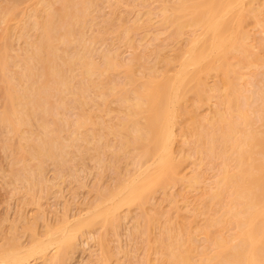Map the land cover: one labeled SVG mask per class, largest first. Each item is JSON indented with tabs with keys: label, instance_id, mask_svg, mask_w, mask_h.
<instances>
[{
	"label": "rangeland",
	"instance_id": "rangeland-1",
	"mask_svg": "<svg viewBox=\"0 0 264 264\" xmlns=\"http://www.w3.org/2000/svg\"><path fill=\"white\" fill-rule=\"evenodd\" d=\"M59 1L0 0V15L6 8L12 10L6 21L0 19V53L14 58L9 59L8 71L3 79L9 78L23 64L25 49L30 47L29 42L34 41L38 32L37 26L32 23L34 15L41 20L47 2L58 5ZM174 1L85 0L86 9L81 13L80 21L69 26L72 31L67 37L72 39L80 36L82 43L91 50L86 55L93 61H101L103 54L113 58L109 72L103 71L98 77L96 74L91 75V78L102 79L111 87L105 97L98 96L93 88H88L84 94L87 102L83 106L77 102L72 106L75 102L72 104L69 98H65L66 103L71 105L65 110L60 109L64 112L61 116L70 119L69 124H65L60 131L64 149L55 150V153H60L58 159L42 158L43 174L33 180L36 185L31 190H28L26 181L16 180L11 172L22 173L18 157H24V165L28 168L38 163V159L29 157L24 150H16L18 143L30 146L32 137L20 138L18 133L7 131L0 123V245L12 238L21 245H28L33 238L44 237L47 227L85 214L99 200L100 194H104L119 180L127 178L139 160H145V157H140L141 144L135 143L132 138L126 147L127 152L118 149L120 136L112 130H118L120 120L124 118L122 104L125 103L118 100L116 93L123 87L131 96L132 88L142 85L148 77L161 79L172 74L192 33L200 36V29L194 25L184 26L175 33L173 26L160 24L162 6L170 7ZM241 2L244 6L241 21L236 23L233 15L230 17L235 25L236 43H241L246 52L229 50L220 60L209 62L216 68H205L200 72L201 80L207 86H216L222 94L228 90V85L222 81L223 71L229 68L236 73L227 71L226 77L236 88L242 87L248 91L254 88L253 91H256L264 83V31H260L249 11L252 7L264 9V0L249 4L248 0ZM260 17L263 18V15ZM125 28L126 35L123 33ZM62 31V28L59 29L57 38L53 40L58 51L64 47L65 39L59 35ZM68 49L71 51V47ZM76 49H80L77 43ZM76 65H73L75 70L70 79V90L73 91L85 85ZM125 65L131 67L128 81L124 76ZM196 81L185 84L183 98L179 99L174 114L175 136L171 150L174 160L180 165L173 179L162 187L153 188L142 203L121 207L110 224L104 226L98 220L77 232L71 246L56 261L50 262L54 252L50 248L44 254L28 257L25 264H165L159 262L160 249L156 248L155 241L168 226L172 232L182 230L184 233L196 234L195 245H201L203 237L197 234L198 230L218 212L215 213L214 209H209L199 200L210 190L215 180L218 161L209 160L203 142L196 136L202 130V120L214 116L216 112H224L225 104H219L214 95L207 97L206 93L211 94V91H205L198 85L199 100L190 91ZM3 92L4 82L0 81V112L4 104ZM78 98L82 100L83 97L79 95ZM250 100H256L254 92ZM83 112L90 118L77 131L78 136L85 135L86 140H72V120L76 114L78 116ZM92 122L98 123V126L94 127ZM29 128L28 125L20 126L21 130L32 129L35 132V127ZM87 129L92 131L88 130L87 134ZM97 132L100 141H96ZM4 141L7 146L3 145ZM96 144L99 145L97 149ZM194 179H198V182ZM208 229L212 235L218 232L213 226ZM230 230L225 229L224 234Z\"/></svg>",
	"mask_w": 264,
	"mask_h": 264
},
{
	"label": "bare ground",
	"instance_id": "bare-ground-1",
	"mask_svg": "<svg viewBox=\"0 0 264 264\" xmlns=\"http://www.w3.org/2000/svg\"><path fill=\"white\" fill-rule=\"evenodd\" d=\"M253 1L248 0V4ZM84 2L60 0L58 5L47 2L44 17L38 20L34 15L32 23L37 26L38 32L34 41L29 42L30 47L25 49L23 64L9 78L2 77L8 71L9 59L14 58L4 52L0 53V81L4 82L0 123L7 131L18 133L20 138L32 137L30 146L18 143L16 150H24L29 157L38 159L34 167L28 168L24 165V157H18L22 173L11 172L16 180L28 183V190L35 187L33 180L43 174L42 158L58 159L60 153H55V150L64 149L60 131L65 124H69L70 119L62 117L64 112L60 109L65 110L71 105L66 103L65 98H69L72 104L75 102L72 106L77 103L83 106L87 102L84 94L88 88H93L98 96L105 97L111 87L102 79L91 78V75L96 74L98 77L103 71L109 72L113 58L103 54L101 61H93L86 55L91 51L90 48L82 43L79 35L72 39L67 37L72 31L70 25L79 22L81 13L86 9ZM253 8L249 11L260 31H264V9ZM243 9L241 0H175L170 7L162 6L160 24L173 26L175 33L184 26L194 25L200 29L201 34L192 33L172 74L161 79L148 77L142 85L132 88L131 96L123 87L116 93L118 100L125 103L122 104L125 112L118 130H112L111 127L110 131L120 136L118 149H124L125 152L128 151L126 147L130 138L141 144L140 157H145V160H139L127 178L119 180L104 194H100L99 200L85 214H79L71 220H61L54 227H47L44 237L33 238L28 245H21L13 241V238L6 240L0 245V264H25L28 257L37 253L44 254L50 248L54 249L50 262L56 261L71 246L77 232L98 220L104 226L110 224L121 207L142 203L153 188L162 187L173 179L180 165L174 160L171 150L175 136L173 119L178 101L183 98L185 84L191 80H197L190 91L198 99L199 85L203 90L211 91V94L206 93L207 97L214 95L219 104H225L224 112H216L214 116L202 120V130L196 136L203 142L209 160L218 161L215 180L199 202L218 213L198 230L197 234L203 237L201 245H195L196 234L184 233L182 230L172 232L169 226L163 229L155 241L156 248L160 249L159 262L264 264V83L256 91H253L254 88L250 91L236 88L226 77L227 71L236 73L229 68L223 71L222 81L228 85V90L222 94L216 86H207L200 78L203 69L216 68L209 62L220 60L225 52H246L241 43H236L235 25L230 17L233 15L236 23H239ZM10 14L12 10L6 8L0 19L6 21ZM61 28L63 31L59 35L65 41L64 47L58 51L53 40ZM123 33L127 34V28ZM76 43L81 53L74 50ZM70 47L71 51L68 49ZM14 64L18 65L17 62ZM74 64H77L80 78L85 80V85L78 87L75 92L70 90ZM125 66L124 76L128 81L131 67ZM217 67L216 71L219 70ZM253 86H256L255 83ZM253 92L256 100H250ZM79 95H82V100L78 98ZM89 118L84 112L78 116L76 114L72 120L74 127L70 130L72 140H86L85 135L78 136L77 130ZM92 124L98 126L96 122ZM22 125L35 127V132L32 129L21 130ZM92 129H87L86 133L89 134L88 130ZM95 134L97 141L100 134ZM3 145L7 146V142L4 141ZM98 146L96 144L95 149ZM94 157L99 161L97 156ZM194 181L198 182V179ZM209 226H213L217 234L212 235ZM225 229L231 230L224 234Z\"/></svg>",
	"mask_w": 264,
	"mask_h": 264
}]
</instances>
